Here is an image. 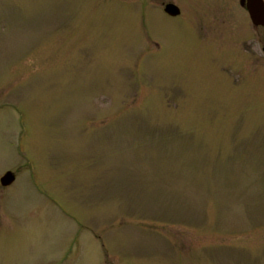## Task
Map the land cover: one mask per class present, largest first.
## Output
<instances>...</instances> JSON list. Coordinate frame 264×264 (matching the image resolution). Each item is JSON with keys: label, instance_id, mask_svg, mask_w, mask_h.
Returning <instances> with one entry per match:
<instances>
[{"label": "rangeland", "instance_id": "374dc122", "mask_svg": "<svg viewBox=\"0 0 264 264\" xmlns=\"http://www.w3.org/2000/svg\"><path fill=\"white\" fill-rule=\"evenodd\" d=\"M0 264H264L240 0H0Z\"/></svg>", "mask_w": 264, "mask_h": 264}, {"label": "water", "instance_id": "95a60500", "mask_svg": "<svg viewBox=\"0 0 264 264\" xmlns=\"http://www.w3.org/2000/svg\"><path fill=\"white\" fill-rule=\"evenodd\" d=\"M241 5L245 6L249 12L250 18L254 26L264 25V0H241ZM165 11L171 15H177L180 9L177 5L169 3L165 7ZM16 179V174L8 170L1 177L3 185H9Z\"/></svg>", "mask_w": 264, "mask_h": 264}, {"label": "flooded vegetation", "instance_id": "af4514ba", "mask_svg": "<svg viewBox=\"0 0 264 264\" xmlns=\"http://www.w3.org/2000/svg\"><path fill=\"white\" fill-rule=\"evenodd\" d=\"M241 1V0H240ZM241 4V3H240ZM243 6V5H242ZM243 7H245V6H243ZM258 26V25H257ZM257 26H254V27H257Z\"/></svg>", "mask_w": 264, "mask_h": 264}]
</instances>
